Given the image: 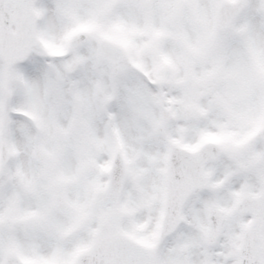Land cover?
Wrapping results in <instances>:
<instances>
[{"label": "snow or ice", "instance_id": "snow-or-ice-1", "mask_svg": "<svg viewBox=\"0 0 264 264\" xmlns=\"http://www.w3.org/2000/svg\"><path fill=\"white\" fill-rule=\"evenodd\" d=\"M0 264H264V0H0Z\"/></svg>", "mask_w": 264, "mask_h": 264}]
</instances>
